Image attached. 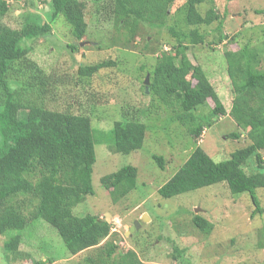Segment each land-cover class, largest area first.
<instances>
[{
  "label": "rangeland",
  "instance_id": "rangeland-1",
  "mask_svg": "<svg viewBox=\"0 0 264 264\" xmlns=\"http://www.w3.org/2000/svg\"><path fill=\"white\" fill-rule=\"evenodd\" d=\"M33 1L36 8L32 7ZM43 1L40 4L38 0L11 1L4 23L20 30L28 19L35 20L26 16L31 14L41 18L37 21L43 24L46 22L42 14ZM185 2L174 1L164 28L151 30L142 26L135 38L115 28L108 9L88 1L85 11L88 29L81 41L73 36L63 18L55 21L48 35L25 40L30 48L29 60L45 76L51 77L45 106L58 112L87 113L92 121L95 194L87 196L74 212L78 216L95 215L108 222L112 236L107 241L119 246L117 254L132 250L148 264H264V213L252 216L255 207L248 193L233 195L225 182L171 199L159 195V189L198 146L214 161L220 162L250 143L246 131H241L229 115L212 121L214 104L211 100L208 106L195 111L198 122L206 121L204 117L210 120L205 123L201 137L195 139L186 127L172 119L173 116L170 118V109L150 92L146 93L145 82L148 78L149 87L157 58L165 51L174 53L177 41L169 28L177 26L184 32L193 29L185 25L184 13L179 11ZM212 8L221 17L222 32L217 31L219 21L200 26V32L206 34L205 43L190 47L187 54L191 62L207 74L229 113L234 94L226 53L240 52L245 46L260 51L262 62L258 69L264 70V0H211L198 9L205 15ZM222 34L228 39L218 43ZM72 44L77 45L78 50H71ZM101 62L114 65L89 79L78 77L80 65ZM188 79L192 81L190 76ZM143 111L147 116L142 121L148 129L143 148L130 155L112 152L110 134L114 124L125 117L141 116ZM233 132H241L242 138L231 140L229 135ZM261 154L264 158V151ZM154 155L163 158L164 169L152 158ZM126 165L137 169V188L115 204L101 179ZM254 168L255 163L251 162L247 173ZM256 194L264 210V189ZM144 215L149 218L139 229L130 232ZM195 215L213 224L211 234L205 235L193 225ZM16 235L22 236L19 249L25 255L12 261L3 246ZM174 247L184 251L179 260L172 258ZM88 256L97 258L99 249L71 256L57 231L43 220L30 224L23 231H9L0 237V264H34L47 259L52 261L50 264H82Z\"/></svg>",
  "mask_w": 264,
  "mask_h": 264
},
{
  "label": "trees",
  "instance_id": "trees-1",
  "mask_svg": "<svg viewBox=\"0 0 264 264\" xmlns=\"http://www.w3.org/2000/svg\"><path fill=\"white\" fill-rule=\"evenodd\" d=\"M0 0V237L9 231H23L30 224L43 220L62 238L69 254L77 256L91 249H99V256H88L82 264H148L135 251L117 254L118 245L107 241L112 227L98 216H78L74 211L87 196L95 194L92 182L96 163L94 129L87 113L73 114L49 110L44 100L50 93L51 77L29 60L30 48L25 40L48 35L52 25L63 18L71 27L73 36L81 41L87 32L85 19L87 2L108 9L115 28L130 38L137 37L140 28L159 30L166 26L170 8L175 0H48L43 1L46 22L39 24L38 16L26 14L28 19L20 30L4 23L10 11V2ZM211 0H186L179 8L184 22L193 27L184 32L177 26L169 32L177 41L174 53H161L157 58L150 95L156 97L167 109L170 118L186 127L199 139L206 121L198 122L195 111L214 104L211 118L229 115L241 131H246L249 145L216 162L201 147H197L176 174L159 189V195L171 199L205 187L227 183L231 194L248 193L257 214L262 215L256 192L264 189V70L260 51L245 46L240 52L226 53L228 75L233 87V100L227 113L216 89L204 70L194 65L188 50L205 43L206 34L200 26H210L219 21L217 31L222 32L221 17L212 8L205 15L199 6ZM39 4L42 0H38ZM32 7L36 8L35 2ZM37 17V19H36ZM223 35L218 40H227ZM73 51L77 45H70ZM112 62L80 65L78 77L89 79L100 70L113 66ZM191 77L192 81L188 79ZM125 117L116 122L111 131V150L120 155H130L143 148L147 124L146 115ZM241 132L229 135L240 140ZM161 169L163 158L152 157ZM255 163V170L247 173V167ZM101 184L117 204L137 188V169L126 165L114 173L105 175ZM193 225L203 234H211L214 226L200 215L192 219ZM104 243V244H102ZM22 236L16 235L4 243L7 257L14 260L25 254L20 251ZM184 251L174 247L172 258L179 260ZM107 258L104 259L103 255ZM117 256V257H115ZM52 261H35L34 264H50ZM182 263V261L180 262Z\"/></svg>",
  "mask_w": 264,
  "mask_h": 264
},
{
  "label": "water",
  "instance_id": "water-1",
  "mask_svg": "<svg viewBox=\"0 0 264 264\" xmlns=\"http://www.w3.org/2000/svg\"><path fill=\"white\" fill-rule=\"evenodd\" d=\"M145 84H146V93H148V92H149V87H148V85H149V80H148V78L146 79ZM146 218H149V216H148V215H144L143 218L141 219V222H138V221L135 222L134 226L131 227L130 232H134V231H136L137 229H139V228L141 227V223H142V222H145Z\"/></svg>",
  "mask_w": 264,
  "mask_h": 264
}]
</instances>
